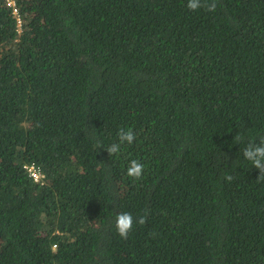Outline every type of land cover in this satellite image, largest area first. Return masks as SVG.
Masks as SVG:
<instances>
[{
	"label": "trees",
	"instance_id": "obj_1",
	"mask_svg": "<svg viewBox=\"0 0 264 264\" xmlns=\"http://www.w3.org/2000/svg\"><path fill=\"white\" fill-rule=\"evenodd\" d=\"M13 1L0 264H264V180L243 156L264 137V0ZM120 128L135 140L110 156Z\"/></svg>",
	"mask_w": 264,
	"mask_h": 264
},
{
	"label": "clouds",
	"instance_id": "obj_2",
	"mask_svg": "<svg viewBox=\"0 0 264 264\" xmlns=\"http://www.w3.org/2000/svg\"><path fill=\"white\" fill-rule=\"evenodd\" d=\"M13 4L14 1L12 0V3L8 5L12 6ZM186 6L192 11L199 10L201 7H205L208 11H214L216 8V0H187ZM14 12H16L15 9ZM21 22V19L18 18V26L21 25ZM117 138V142H113L106 147L110 156L119 153L123 144H132L135 140V133L131 129L120 128L117 133ZM101 145L103 144H99L98 142V146ZM243 156L252 164L253 167L259 170V176L257 179L264 180V137H261L259 143L249 142L243 149ZM25 167L27 168L30 177L40 181V183H44L42 181L44 175L39 171L38 168H35L34 165H27ZM126 171L129 177L133 179H139L143 174L144 165L138 160L132 159L128 162ZM224 179L226 181H231L233 177L231 175H226ZM145 220L146 218L144 216H140L136 218L135 222L139 225H143ZM133 222L134 218L129 212H119L116 214L114 227L121 238L127 239L129 232L133 229Z\"/></svg>",
	"mask_w": 264,
	"mask_h": 264
},
{
	"label": "rangeland",
	"instance_id": "obj_3",
	"mask_svg": "<svg viewBox=\"0 0 264 264\" xmlns=\"http://www.w3.org/2000/svg\"><path fill=\"white\" fill-rule=\"evenodd\" d=\"M12 3V0H7V4ZM12 7H14V5H12Z\"/></svg>",
	"mask_w": 264,
	"mask_h": 264
}]
</instances>
